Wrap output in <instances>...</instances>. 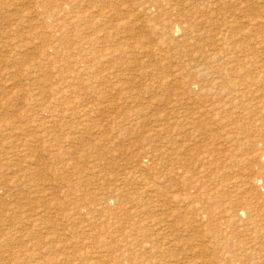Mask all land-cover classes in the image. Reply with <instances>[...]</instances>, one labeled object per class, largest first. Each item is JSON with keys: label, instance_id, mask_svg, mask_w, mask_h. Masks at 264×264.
<instances>
[{"label": "rangeland", "instance_id": "374dc122", "mask_svg": "<svg viewBox=\"0 0 264 264\" xmlns=\"http://www.w3.org/2000/svg\"><path fill=\"white\" fill-rule=\"evenodd\" d=\"M7 1L0 264H264V0Z\"/></svg>", "mask_w": 264, "mask_h": 264}, {"label": "bare ground", "instance_id": "6f19581e", "mask_svg": "<svg viewBox=\"0 0 264 264\" xmlns=\"http://www.w3.org/2000/svg\"><path fill=\"white\" fill-rule=\"evenodd\" d=\"M9 1V0H8ZM7 1V2H8ZM158 1V0H157ZM202 1V0H201ZM154 3V2H153ZM176 6V5H175ZM172 7V6H171ZM162 8V7H161ZM70 9V8H69ZM164 9H165V7H164ZM183 9V8H182ZM54 10V9H53ZM67 10V9H66ZM84 11V10H83ZM167 11V10H166ZM98 12V11H97ZM81 13V12H80ZM108 13V12H107ZM124 13V12H123ZM173 14V13H172ZM128 15V14H127ZM182 15V14H181ZM126 16V15H125ZM162 16V15H161ZM6 17V16H5ZM84 18V17H83ZM131 18V17H130ZM81 20V19H80ZM128 21V20H127ZM179 28V27H178ZM238 28V27H237ZM188 29V28H187ZM18 30V29H17ZM85 30V29H84ZM182 30V29H181ZM176 38V37H175ZM183 40V39H182ZM229 42V41H228ZM70 48V47H69ZM53 49V48H52ZM4 50V49H3ZM7 51V50H6ZM5 51V52H6ZM222 55V54H221ZM19 56V55H18ZM109 56V55H108ZM149 59V58H148ZM147 59V60H148ZM151 60V59H150ZM52 62V61H51ZM37 68V67H36ZM15 69V68H14ZM54 71V70H53ZM25 75V74H24ZM32 75V74H31ZM43 75V74H42ZM35 78V77H34ZM30 79V78H29ZM36 79V78H35ZM36 81V80H35ZM126 82V81H125ZM119 83V82H118ZM117 90V89H116ZM118 92V91H117ZM49 93V92H48ZM206 93V92H205ZM189 98V97H188ZM3 102V101H2ZM37 104V103H36ZM172 122V121H171ZM18 135V134H17ZM16 136V135H15ZM8 145V144H7ZM1 149V148H0ZM13 179H15V178H13ZM18 180V179H17Z\"/></svg>", "mask_w": 264, "mask_h": 264}]
</instances>
